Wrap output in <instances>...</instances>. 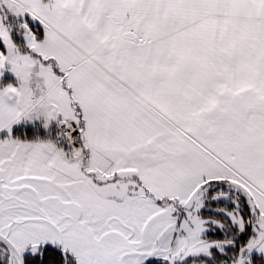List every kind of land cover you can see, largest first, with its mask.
<instances>
[{
  "label": "snow or ice",
  "instance_id": "6c2138e0",
  "mask_svg": "<svg viewBox=\"0 0 264 264\" xmlns=\"http://www.w3.org/2000/svg\"><path fill=\"white\" fill-rule=\"evenodd\" d=\"M0 264H264V0H0Z\"/></svg>",
  "mask_w": 264,
  "mask_h": 264
}]
</instances>
